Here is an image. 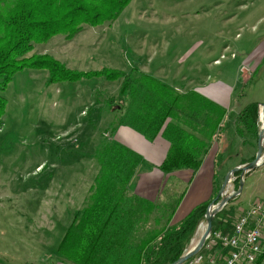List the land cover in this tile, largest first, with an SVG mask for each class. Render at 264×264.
<instances>
[{
	"label": "rangeland",
	"instance_id": "rangeland-1",
	"mask_svg": "<svg viewBox=\"0 0 264 264\" xmlns=\"http://www.w3.org/2000/svg\"><path fill=\"white\" fill-rule=\"evenodd\" d=\"M191 41H201L202 44H191ZM33 55H49L79 72L92 73L105 68L122 71L149 88L158 82L173 91L172 84L176 85L172 81L173 75L182 73L196 84L205 82L209 76L206 83L212 88L222 86L231 92L232 103L225 116L224 136L221 137V143H227L229 149L225 157L227 160H230L229 155L235 157L236 154L245 159L256 157L258 138L248 132L238 137L233 131L240 110L251 103L264 104V0H133L116 22L99 27L87 26L71 41L60 34L48 42L33 43L31 51L18 58ZM180 58L190 59L180 66L177 63ZM142 64L148 65L147 70ZM162 66L169 76L165 81L154 72L156 67ZM48 79V71L24 70L17 73L3 91L0 77V95L7 102L3 124L0 125V264H27L43 258L46 261L48 217L58 218L65 207L85 204V209L90 205L92 193L89 197V190L87 195L82 193L91 185L87 181L97 174V163L83 161V168L90 177L73 174L72 179H76L73 183L67 176L66 184L77 186H66L62 181L65 174L55 178L58 181L53 183L51 178L49 184L52 186L47 192V170L52 169L50 161L62 156H82L83 152L91 154L90 148L84 149L81 145L88 131L93 133L98 145L115 139L117 135L104 118L115 111L108 101L117 99L122 80L109 83L105 78H92L79 83L48 85ZM79 90L85 96L79 98ZM89 90L96 93L92 98L94 105L86 109L85 102L91 98L86 96ZM82 109L81 119L79 113ZM97 109L101 110L102 120L95 124L98 113L92 112ZM89 118L94 128H87ZM69 123L67 127L65 124ZM261 123L258 115L257 137L262 130ZM225 178L222 183L215 184L217 195L206 205L216 200ZM234 181L235 177H232L228 194L239 191ZM82 185L85 189L81 188ZM243 185L242 199L251 185H255L254 188L264 186V169H258L257 173L244 179ZM184 188L180 185L182 191ZM77 191L81 192L80 195ZM252 197L250 201L260 199L264 202V195L254 194ZM234 207L237 210L235 215L234 208L224 217L225 211L218 213L211 235L215 232L232 233L239 218L236 216L242 214L238 205ZM220 216L222 220L219 221ZM202 225L206 227L205 219L199 224L186 252L200 240ZM53 244L55 241L51 242ZM201 252L205 257L215 256L217 264L222 259L220 257L227 254L222 248H204ZM56 257H59L57 252Z\"/></svg>",
	"mask_w": 264,
	"mask_h": 264
},
{
	"label": "trees",
	"instance_id": "trees-1",
	"mask_svg": "<svg viewBox=\"0 0 264 264\" xmlns=\"http://www.w3.org/2000/svg\"><path fill=\"white\" fill-rule=\"evenodd\" d=\"M132 1L15 0L9 3L0 0L2 90L24 70L48 71V85L79 83L92 78H105L109 83L122 80L117 99L108 101L113 110L125 111L119 126L129 127L149 141L162 137L169 143L167 156L159 167L164 174L180 170L196 173L220 130L226 109L199 94H179L158 82L149 88L122 71L105 68L92 73L79 72L49 55L18 58L30 52L33 43L48 42L60 34L71 41L87 26L112 24ZM258 106L251 103L239 113L235 121L238 136L248 132L258 138ZM6 110L7 102L0 95V125ZM94 155L100 173L90 205L76 214L58 246L59 257L73 264H173L178 261L205 219L208 205L195 207L177 227L145 231V225L150 226L155 218L156 206L130 193V184L145 163L144 158L112 139L101 143ZM240 175H234L237 190ZM170 217H163L164 222L168 224Z\"/></svg>",
	"mask_w": 264,
	"mask_h": 264
},
{
	"label": "crops",
	"instance_id": "crops-1",
	"mask_svg": "<svg viewBox=\"0 0 264 264\" xmlns=\"http://www.w3.org/2000/svg\"><path fill=\"white\" fill-rule=\"evenodd\" d=\"M191 44H202V42L191 41ZM195 47L197 48V46ZM192 56L193 54L191 53V56L189 57L191 58ZM190 58H180L177 63L180 66L184 65ZM199 61L200 60H198L197 62ZM195 62H193L192 66L195 64ZM215 62L218 63L219 61L215 60ZM142 65L145 66V69L148 66L144 64ZM242 68H244V66ZM154 72L160 77V80L165 81L167 78H169L168 74L164 71L163 66L156 67L154 69ZM207 78L209 80L210 77L208 76L206 77V79ZM190 79L191 77L183 76L182 73L173 75L172 81L176 82V85L172 84V87L179 94H199L200 96L226 109L228 114V108L232 103L231 92H229L226 88H222V86H220L218 89L212 88L210 83H206V79L205 82L200 81L199 84H196V81ZM77 93L79 98L85 96L81 90L77 91ZM95 93L96 92L94 90H89V93L86 94V96L91 97L87 103L85 102L86 109L94 105V101L92 100V98ZM241 111L242 110L237 113L236 118ZM95 112L98 113V116L96 117L97 120H94V122L95 124H98L102 120L101 110L97 109L92 113ZM83 113L84 110L80 111L79 117L82 116ZM124 114L125 111L119 113H117V111H113L109 112V114L104 119H107V126L109 125V128L113 129L114 133L117 134L115 139L113 138V140L137 152L145 160V163L139 167L133 181L130 184V193L154 203L156 206V215H161L159 218H153L150 226L146 224L144 228L145 231H147L148 229L161 230L162 227L165 226H179L195 207L210 202L215 197V195H217L214 189L215 184L218 185L219 183H222V180L231 170L245 164L251 159L241 158L238 154H236L235 157L229 155L230 160H227L228 158L225 157V154H228L227 152L229 149L227 147V143H221V137L224 136L223 134L227 117L226 114V117L220 126V134H218L211 142L208 152L203 158V165L201 166L200 170L196 173H193L191 170H180L166 175L159 169V167L167 156V153L169 151V143L167 141H164L161 137H158L155 141L146 142L147 140H145L144 137L136 133L131 128L126 126H119V122ZM90 119L91 118H89V121H87V128H94L93 124L90 123ZM67 122H69V120H67ZM65 125L68 127L70 126V123ZM233 132L236 136H238L236 133L235 124ZM81 145L84 147V149L90 148L91 154H84L83 152L82 156H62V158L59 160L50 161V167H52V169L47 170V176L49 178L47 181V192L51 188L54 180H56L55 178L59 179L60 177L64 176V174L66 175V178L62 179V181L65 184L67 183L68 177L71 178V182L74 183L76 181V179H72L73 174L74 176H78L79 173L85 178L90 177L86 174V168H83L82 163L84 160H92L96 162L94 154L99 145L96 143V139L94 140V135L91 131H88L87 135L84 136L83 140H81ZM76 165H79L80 168L78 166L76 167ZM258 169H264V166ZM258 169L250 173L249 175H246L245 179L252 176L254 173H257ZM98 174L99 166L97 174L94 176V178L91 177V179L87 181L91 185H89L86 190H83V195H87L88 190L90 192L88 197L91 195L94 188L95 179L98 177ZM51 178H53L52 181H50L52 183L49 184V180ZM73 183L66 184V186H77V184L72 185ZM180 185L185 186L183 191L180 189ZM254 186L255 185H251L249 187L248 193L245 196L247 197V199H244L245 197L242 199L244 195L243 189L241 195L237 197L236 200H234L235 202L230 201V203L227 205L228 207L225 206L223 210L219 212L221 213L222 211H225L222 217L227 215L229 212L231 213L233 211V208L235 209V215L237 210L234 205H238L239 212L241 211L242 214H244L252 207V205L261 201L260 199H257L256 201H250L249 199L253 198L252 195L254 194L264 195V186L258 188H254ZM83 187L85 189L84 185H82L81 188ZM77 193L80 195L81 192L77 191ZM247 201L248 203L246 204ZM46 204L47 207L48 205H50L48 201ZM53 206L56 207L58 206V204H53ZM63 206L65 207L66 204H63ZM84 207L85 204H81L78 207L72 208L65 207L63 211H58L60 214L58 218L48 217L47 259L46 261H43L44 258L41 260L33 259L30 262H27V264H73L62 259L61 257H56V252L58 251V246L69 226L72 225V223L75 221L76 214H78L82 210V208L84 209ZM240 214L236 217L242 215ZM163 217H170V221L168 223L169 225L167 224V222H164ZM218 220H222L221 216L218 218ZM52 241H55V244L51 245ZM220 258L222 259L219 264H224V257Z\"/></svg>",
	"mask_w": 264,
	"mask_h": 264
},
{
	"label": "built area",
	"instance_id": "built-area-1",
	"mask_svg": "<svg viewBox=\"0 0 264 264\" xmlns=\"http://www.w3.org/2000/svg\"><path fill=\"white\" fill-rule=\"evenodd\" d=\"M205 248L227 251L224 264H264V202H257L239 216L230 234L215 232ZM215 256L202 252L185 264H217Z\"/></svg>",
	"mask_w": 264,
	"mask_h": 264
},
{
	"label": "water",
	"instance_id": "water-1",
	"mask_svg": "<svg viewBox=\"0 0 264 264\" xmlns=\"http://www.w3.org/2000/svg\"><path fill=\"white\" fill-rule=\"evenodd\" d=\"M263 109L264 111V104L258 106V115H259V122H262V130L259 132V137H258V152L256 154L255 159L247 164L241 165L239 167L234 168L231 170L228 175L226 176L223 185L218 193V196L214 202H212L208 208L207 212L205 215V220H206V228L201 236L199 242L188 252H186L178 261H176L173 264H185L188 260L193 258L194 256L198 255L206 246V243L208 239L210 238L212 232H213V222L218 213L228 205V203L239 196L242 193L243 190V184H244V179L245 175L250 173L251 171H254L262 166H264V115L263 119H261V110ZM236 173H241V182H240V187L239 191L234 194H228L227 193V187L229 183H231L232 177Z\"/></svg>",
	"mask_w": 264,
	"mask_h": 264
},
{
	"label": "bare ground",
	"instance_id": "bare-ground-1",
	"mask_svg": "<svg viewBox=\"0 0 264 264\" xmlns=\"http://www.w3.org/2000/svg\"><path fill=\"white\" fill-rule=\"evenodd\" d=\"M263 115H264V111H263V109H262V110H261V119H263ZM260 125L262 126V123H261ZM263 140H264V137H263ZM251 172H252V171H251ZM248 174H249V173H248ZM235 175H236V174H235ZM233 177H234V176H233ZM205 228H206V227L202 225V227H201V229H200V230L202 231L201 233H204ZM199 232H200V231H199ZM201 233H200V234H201ZM202 235H203V234H202ZM198 242H199V241H198Z\"/></svg>",
	"mask_w": 264,
	"mask_h": 264
}]
</instances>
